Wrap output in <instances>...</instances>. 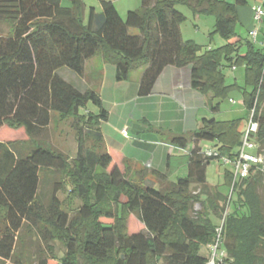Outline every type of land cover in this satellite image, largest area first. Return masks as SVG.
I'll list each match as a JSON object with an SVG mask.
<instances>
[{"label": "trees", "instance_id": "1", "mask_svg": "<svg viewBox=\"0 0 264 264\" xmlns=\"http://www.w3.org/2000/svg\"><path fill=\"white\" fill-rule=\"evenodd\" d=\"M68 1L69 6L61 0H0V22L11 28L0 36V259L19 262L18 235L28 225L45 242L56 235L67 250L61 264H206L207 255L201 252L213 243L226 212L225 263L264 264V166L233 185L232 171L226 170L224 182L231 193L223 195L206 180L214 158L204 156L198 146L215 143L219 157L235 159L241 119H204L190 134H170L172 146L193 148L188 174L169 182L164 174L148 172L105 146L100 124L106 113L99 95L90 89L80 92L58 75L65 68L83 77L85 63L101 56L114 66L117 81L144 68L138 94L146 96L165 67L189 66L192 89L217 101L209 105L212 113L232 92L241 95L246 115L254 109L259 126L255 138L264 150V45L243 41L236 32L237 8L246 7L248 0H141L140 9L124 18L115 0L100 1V14L90 8L86 20L82 1ZM179 4L195 16H212L209 37L218 35L225 44L202 52L193 42H184L180 27L185 17L176 10ZM130 29L137 35H130ZM224 67L244 68L243 87L226 84ZM52 115L87 126L99 154L85 148L81 129L73 166L62 153L40 145L26 150L23 144L35 141ZM21 134L27 139L17 140ZM132 168L135 180L128 177ZM47 174L72 181L69 197L81 201L73 216L56 197L64 187L61 180L43 203L39 187ZM155 183L160 187L155 189ZM49 262L57 259L45 257L39 264Z\"/></svg>", "mask_w": 264, "mask_h": 264}, {"label": "crops", "instance_id": "2", "mask_svg": "<svg viewBox=\"0 0 264 264\" xmlns=\"http://www.w3.org/2000/svg\"><path fill=\"white\" fill-rule=\"evenodd\" d=\"M100 1L110 0H99V5ZM256 4L258 3L255 2L248 8L238 7V20L243 14L249 24ZM93 9L95 14H100L101 6L98 11L95 7ZM86 10L84 5V20L88 15ZM194 18L198 19L199 16ZM251 29L252 25L247 30ZM198 30L195 31L196 34ZM180 31L184 42H193L205 50L216 49L204 44L202 39L199 42L194 37L184 39L182 25ZM201 34L205 35L207 32ZM97 58L96 65L90 64L93 58L85 63L84 75L90 80L86 90L97 88L102 109L106 113V120L100 124L104 145L120 152L128 162L145 168L148 172L164 174L169 182L185 177L189 171V153L193 145L181 150L170 144L169 135L190 134L198 129L204 119L220 121L217 116L222 111L219 109L217 113H212L209 109V105H215L217 101L212 100L211 95H202L192 89L189 66L165 67L155 80L151 92L146 96H139L144 68L132 72L126 81H117L114 66L104 63L101 56ZM122 131H126V135ZM214 145L215 143H211V146H203L202 142L198 143L202 150L214 148ZM210 167L217 174L220 173L215 163L211 162L206 168V180ZM208 184L212 185L210 182Z\"/></svg>", "mask_w": 264, "mask_h": 264}, {"label": "rangeland", "instance_id": "3", "mask_svg": "<svg viewBox=\"0 0 264 264\" xmlns=\"http://www.w3.org/2000/svg\"><path fill=\"white\" fill-rule=\"evenodd\" d=\"M84 5H86V11H89L90 8L95 7L96 11L99 10V0H81ZM228 2H233V0H226ZM63 6H69L70 2L68 0H61ZM255 2L258 4L263 5L264 8V0H248L246 8L253 5ZM141 0H115L114 5L121 17H125V14L128 11H135L140 9ZM257 5V4H256ZM244 9V8H242ZM176 10L179 11L184 17L185 21L182 24V28L184 31L183 38L187 39L190 37H194L197 42L201 39L204 41V44L210 45L213 48L221 47L224 41L218 36L213 35L211 39L209 37V33L213 31V27L215 24V20L212 16H199L198 19L194 18L192 11L183 4H179L176 6ZM87 15V14H85ZM86 17V16H85ZM252 25V29L257 30V45H264V21L261 23H257L255 21H251L249 24L241 14V18L238 23V27L236 32L238 37L243 41L249 39L248 37V28ZM199 27V30H198ZM11 28L8 23L0 22V36H7L10 32ZM197 30L198 34H196ZM196 31V32H195ZM130 35H137V31L134 29H130ZM195 32V34H193ZM206 33L202 35L201 33ZM204 36V37H203ZM207 48V47H206ZM202 52L205 48H201ZM244 49V47H243ZM242 49V51H243ZM98 56L93 57L90 64H97ZM243 67L237 68H229L224 67L222 68L223 73L226 77V84L232 85L237 84L240 87H243ZM58 75L67 83L75 87L78 91L84 92L86 90L87 85L90 83V80L86 78L84 75L83 77H78L73 72L68 69H60L58 71ZM93 91H97V88L94 87L91 89ZM233 100L234 104H231L229 101ZM89 111H95V108L89 104L88 105ZM220 111L221 114H218L217 119L220 121H227V120H235L241 119L242 129L246 123L247 115L246 110L242 104L241 95L237 92H232L228 98L220 103ZM81 129L82 133L84 134V141H85V148L93 149L97 154H99V149L97 143H95V139L93 136L88 137V127L85 126L83 123L78 124L76 126L75 121L71 118L63 120L60 119L59 116L52 115V119L50 121V125L47 129H45L42 134L35 139L32 143H24L23 146L27 150L28 148L35 147V145H40L43 148L49 149L53 152L62 153L64 156L67 157L69 165L73 166V160L77 156V143L79 138L78 130ZM122 134L126 135V131H122ZM27 138L24 135L18 136L17 140H26ZM95 144V149L92 148ZM203 146H211V142L204 141L202 142ZM21 147V146H20ZM29 150V149H28ZM216 167L218 168L220 173H216L213 171V168L210 167L207 171V180L210 182L213 187H216L217 190L222 193L223 195H229L230 189L225 185L224 182V172L226 170L231 172L230 167L222 165L220 162L214 161ZM182 165V164H181ZM183 166V165H182ZM181 166V167H182ZM111 168V167H110ZM109 168V169H110ZM148 168V166L146 167ZM145 169V168H144ZM135 169L132 168L131 173L129 174L130 180H135ZM147 170V169H145ZM96 174H101V170H97ZM59 175L57 174H47V176L41 180L39 193L43 198V203L46 205L49 197L51 196V192L54 188V185L57 181L61 180L64 187L61 189L57 194L56 197L60 202V207L68 213L71 217L74 214V211L80 206L81 201L77 199H72L69 197L70 190L72 189V181L69 178L62 177L59 179ZM138 179V177L136 178ZM140 180V179H138ZM160 185L155 183L154 188H159ZM193 191L194 189L191 188ZM195 190L193 192H196ZM262 190H259V194L262 198ZM202 200L205 197H201ZM107 208H104V210ZM210 218H214V213L212 210H209ZM217 223V222H216ZM138 228L141 229L142 226L138 225ZM19 241L17 242L15 255L17 257L16 260L19 262H15L14 260L5 261L0 259V264H39V261L43 258H56L57 262H49V264H61L59 259L65 254V247L64 245L57 239L56 235L54 234V239L45 242L42 239V236L38 233V230L35 227H30L25 225V227L19 233ZM67 251V250H66ZM206 250L205 252H201L203 257H206Z\"/></svg>", "mask_w": 264, "mask_h": 264}, {"label": "built area", "instance_id": "4", "mask_svg": "<svg viewBox=\"0 0 264 264\" xmlns=\"http://www.w3.org/2000/svg\"><path fill=\"white\" fill-rule=\"evenodd\" d=\"M252 20L261 23L264 21V8L263 5L257 4L252 9ZM257 30L251 29L248 32L249 39L256 43ZM234 104L233 100L229 101ZM254 109H252L246 119L244 128H239L241 132L240 146L237 151V157L233 160L226 157H219L216 149L204 150V156L208 158H214V161L220 162L222 165L230 167L233 174L232 185L238 179H248L253 171L263 170L264 166V150H261L255 136L258 132V123L253 118ZM125 135V134H124ZM213 161V162H214ZM231 193V190H230ZM200 206L196 205V210H199ZM226 212L223 213L218 225L215 229V238L213 243L206 247L207 262L206 264H226V252L223 248V236L222 229L225 220Z\"/></svg>", "mask_w": 264, "mask_h": 264}, {"label": "clouds", "instance_id": "5", "mask_svg": "<svg viewBox=\"0 0 264 264\" xmlns=\"http://www.w3.org/2000/svg\"><path fill=\"white\" fill-rule=\"evenodd\" d=\"M249 32V31H248Z\"/></svg>", "mask_w": 264, "mask_h": 264}]
</instances>
